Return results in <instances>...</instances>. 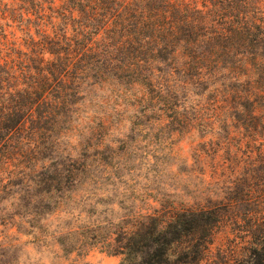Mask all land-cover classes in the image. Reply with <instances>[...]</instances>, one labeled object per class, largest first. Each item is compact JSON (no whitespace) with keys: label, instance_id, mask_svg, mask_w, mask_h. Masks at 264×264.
<instances>
[{"label":"trees","instance_id":"obj_1","mask_svg":"<svg viewBox=\"0 0 264 264\" xmlns=\"http://www.w3.org/2000/svg\"><path fill=\"white\" fill-rule=\"evenodd\" d=\"M109 100L200 134L211 178L238 174L215 205L108 231L109 252L121 264H200L229 226L241 243L229 264H264V0H0V233L11 224L39 238L91 173L64 138Z\"/></svg>","mask_w":264,"mask_h":264},{"label":"rangeland","instance_id":"obj_2","mask_svg":"<svg viewBox=\"0 0 264 264\" xmlns=\"http://www.w3.org/2000/svg\"><path fill=\"white\" fill-rule=\"evenodd\" d=\"M129 104L125 100L96 104L89 113L98 112L99 118L92 122L83 114L63 147L91 173L43 220L38 239L11 224L1 226L0 264H121L123 256L109 252L107 241L114 235L108 231L128 226L141 215L223 200L238 174L211 178L212 159L203 155L198 161L194 150L203 140L200 134H181L178 124L168 118H136ZM64 160L58 157L56 162ZM94 229L99 231L97 240L92 239ZM59 237H65L68 251ZM238 240L229 226L219 230L200 264L231 263L233 252L241 248Z\"/></svg>","mask_w":264,"mask_h":264}]
</instances>
